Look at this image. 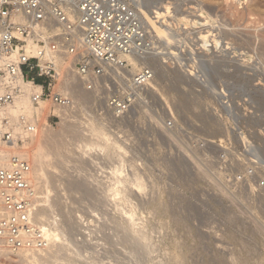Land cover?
Here are the masks:
<instances>
[{
  "label": "rangeland",
  "instance_id": "rangeland-1",
  "mask_svg": "<svg viewBox=\"0 0 264 264\" xmlns=\"http://www.w3.org/2000/svg\"><path fill=\"white\" fill-rule=\"evenodd\" d=\"M139 1L138 8L151 16L166 8L169 42L163 40L169 44L167 51L176 53L178 60L169 62L173 64L169 68L163 64L166 57L154 58L163 68L154 83L159 91L149 93L147 104L134 107L118 123L104 121L99 116L101 104H94L92 99L77 107L71 118L72 131L78 127L79 133L64 131L69 124L65 120L48 127L51 137L62 145L59 151L64 157L57 160L52 156L46 169L56 186H51L50 198L55 203L54 211H58V228L63 229V240L70 241L71 247L68 251L69 245L63 243L66 249L62 246L63 254L59 253L63 256L69 252L73 260L91 264H169L174 258L170 264H179L180 260L183 264H264V229L260 223L264 220V191L260 195L247 190L231 195L220 188L212 157L220 152L219 145L224 146L221 140L229 141L237 151L244 136L227 133L230 120L224 119L210 93V89L216 92V83L233 84L248 93L253 119L238 122L251 132L246 139L264 160V0ZM195 65L204 68L210 87L183 75ZM51 110L58 113L54 106ZM169 111L176 130L165 127ZM89 120L101 126L122 151L108 153L96 148L81 155L77 146L87 142L86 132L81 130ZM201 140L215 143H207L206 153L199 145ZM45 149L55 151L52 146ZM208 153L211 158H207ZM118 167H122V178L128 179L122 184L121 194V186L110 179L111 171ZM134 175L144 180H139L144 188L141 192L130 181L137 178ZM124 224L131 227L125 230L121 228ZM136 230L147 237L145 248L134 246L132 231Z\"/></svg>",
  "mask_w": 264,
  "mask_h": 264
},
{
  "label": "built area",
  "instance_id": "built-area-1",
  "mask_svg": "<svg viewBox=\"0 0 264 264\" xmlns=\"http://www.w3.org/2000/svg\"><path fill=\"white\" fill-rule=\"evenodd\" d=\"M139 5V0H0V253L39 252L49 245L34 224L36 195L22 148L44 122L53 127L63 112L76 113L75 103L56 89L63 72L79 82L94 104H101L99 116L112 125L147 104L148 94L155 91L154 69L143 65L133 70L128 59L166 57L167 67L178 60L176 53L167 51L169 44L147 27ZM182 73L205 88L211 85L201 66ZM216 85V92L210 93L224 119L230 120L227 133L244 136L238 152L229 141H220L224 146L212 157L219 186L231 195L244 190L260 195L264 160L246 139L251 132L238 122L253 119L251 98L233 84ZM238 90L243 94L235 95ZM12 108L15 114L9 112ZM169 113L165 127L176 130ZM207 143L215 142L201 140L204 151ZM260 223L264 229V220Z\"/></svg>",
  "mask_w": 264,
  "mask_h": 264
},
{
  "label": "bare ground",
  "instance_id": "bare-ground-1",
  "mask_svg": "<svg viewBox=\"0 0 264 264\" xmlns=\"http://www.w3.org/2000/svg\"><path fill=\"white\" fill-rule=\"evenodd\" d=\"M233 4V3H232ZM231 5V4H230ZM229 5V6H230ZM233 6V5H232ZM229 9V8H228ZM138 10L140 11V15L143 19V21L145 22V24L147 25V27H149L154 33L155 35L159 38V39H164L165 41L169 42V35L167 34L166 32V28H168L167 26V22H166V8L164 9H160V10H157L155 12V14H152L149 15L147 13V11L141 9V7L138 8ZM203 10V9H202ZM200 13V12H199ZM203 14V13H202ZM200 17V16H199ZM196 25V24H195ZM263 26V25H262ZM263 28V27H262ZM218 31V30H217ZM249 31V30H248ZM259 31V30H258ZM227 32V31H226ZM221 33V32H220ZM261 33H262V37L264 39V30H261ZM248 34V33H247ZM260 34V33H259ZM258 34V36L260 37V35ZM242 35V34H241ZM262 37H260V39H262ZM205 38V37H203ZM258 38V37H257ZM250 39V38H248ZM252 39V38H251ZM261 41V40H260ZM249 43V42H248ZM155 57H149L145 60H140V61H137L133 58H130L128 59L129 60V63L132 64L133 66V70L139 68L140 66H143V65H147V66H151L154 71L156 72V74L158 75V77H161L162 75V67L159 66V65H156V62H158V60L154 59ZM166 76V75H165ZM155 81V80H154ZM156 85V84H155ZM155 85H152V87L155 89V91H159L157 89V87ZM57 91L59 93H61L62 95L64 96H67L69 99H71L73 101V103H75L76 105V108L79 107L80 105L83 106L84 103H88L89 101L92 100V96H90L87 92H85L82 87L79 85V82L72 76L70 75L67 71H64L63 74H62V77L61 79L59 80L58 84H57V87H56ZM156 93V92H155ZM94 100V99H93ZM22 107L25 109V108H28V103L27 102H23L22 104ZM87 105V104H86ZM86 107V106H85ZM84 108V107H83ZM9 112L11 114H15L17 112V110L15 108H12L9 110ZM68 114V115H67ZM63 115L62 116V121H64L66 124H69L66 126V129L64 131H67V132H70L69 130H71V132H77L79 133V131L74 129V131H72V119L71 118H74L73 116H70L69 112H63ZM76 115V114H75ZM74 120V119H73ZM87 122V121H86ZM71 123V124H70ZM65 125V124H64ZM79 126V125H78ZM50 128H48V126L44 125L43 127L40 128V131L39 133L30 141L26 142L24 145H23V148H22V152L24 153V155L27 157L28 159V162H29V165H30V168H31V173H30V181H31V184L34 188V191H35V195H36V200H35V209H34V214H33V219H34V224L43 232V234L45 235V237L47 238L48 242H49V245L47 246V248L43 251H39V252H19L17 253L16 255H8V254H5V253H0V264H12L11 262L13 261V264L16 263V264H53V263H56L57 264V261L59 262L61 260V262L63 261V264H91L90 261L89 262H83V260L81 261V259H79L80 261H75L76 259L73 260L74 256L72 257V255H69L66 256V258H64V255H67V254H63V252L61 250H63L64 246L66 244H64L63 246V243H67L66 242V239L65 242L63 240V238L65 237L64 236V233H63V229H59L58 228V222L60 221L56 216V212L58 211H54V201L50 198V194L52 192V188L53 189H56L53 185H52V181L49 180V178H51L49 175L47 176V172L48 170L46 171L47 168L50 167V159L52 156H55V158H57V160H62L64 159L63 157V153L61 154L60 151H59V148L60 150L62 145L58 142V140H54V138L51 137L49 130ZM84 130H81L83 132H86L85 136L87 138V142L86 143H81L82 145H78V152L80 151V153H84L83 155H85L87 152V150H92V149H96V148H100L101 150H107V152L109 153L110 151L111 152H115L116 151H120L122 147L119 146V143H117L115 140L113 139H110L109 136H107V134L105 133L104 129L99 126L97 123H95V121L93 120H89L86 125H85V128H82ZM51 130V129H50ZM80 131V132H81ZM81 132V135L82 133ZM78 136V135H77ZM62 137V136H61ZM83 137V136H82ZM56 138V137H55ZM84 138V137H83ZM63 141V140H62ZM86 141V140H85ZM78 142V141H77ZM82 142V141H81ZM50 143V146H48V144ZM64 143V142H63ZM71 145V144H70ZM47 147H50L51 149V146L53 147V149H55L54 152H51V150H46L45 148ZM63 146H65L63 144ZM73 146V145H72ZM58 147V148H57ZM76 147V146H74ZM73 147V148H74ZM57 148V149H56ZM98 149V150H100ZM76 150V149H75ZM66 151V150H64ZM122 151V150H121ZM67 152L71 153L72 152V149H71V152L70 150ZM96 152V151H95ZM102 152V151H101ZM106 152V153H107ZM81 153V155H82ZM107 153V154H108ZM112 154V153H111ZM104 155V154H103ZM109 155V154H108ZM107 155V156H108ZM115 155V154H114ZM122 155V154H121ZM91 156V155H90ZM89 156V157H90ZM120 156V155H119ZM85 157V156H84ZM118 157V156H117ZM53 158V157H52ZM59 158V159H58ZM67 158V157H66ZM65 158V159H66ZM93 158V157H92ZM91 158V159H92ZM109 158V157H108ZM116 158V157H115ZM120 158V157H119ZM54 159V158H53ZM121 159V158H120ZM67 162V161H66ZM91 162V161H90ZM118 162V161H117ZM120 162H122V160H120ZM72 163V162H71ZM124 163V162H123ZM58 164V163H57ZM61 164V163H60ZM121 164V163H119ZM124 165V164H123ZM120 166V165H119ZM122 166V165H121ZM122 168V167H121ZM121 168L118 167V168H115L113 171H111V181H113L115 184V186H121L119 188V192L120 194L122 193V189L124 190V188H122V184L125 183L126 180H124V177L122 178V171H121ZM123 170V169H122ZM132 173V172H131ZM131 173H129V175H131ZM124 174V173H123ZM127 175V174H126ZM128 175V177H129ZM136 176L137 178L133 179V180H130L131 183L133 184V186L135 187V189L137 188V190L139 189L140 192L144 189H142V184L139 180L141 179H138V175H134ZM54 180V179H52ZM73 180V179H72ZM81 180V179H80ZM79 180V181H80ZM82 181V180H81ZM133 181V182H132ZM142 181V180H141ZM144 181V180H143ZM142 181V182H143ZM107 182V181H106ZM128 182V181H127ZM51 183V184H50ZM57 183V182H56ZM77 183V182H75ZM112 184V183H111ZM110 184V185H111ZM130 184V185H132ZM144 184V183H143ZM74 185V184H73ZM52 186V188H51ZM70 186V185H69ZM76 186V185H75ZM75 186H73L75 188ZM108 186V184H107ZM58 187V186H57ZM81 187V186H80ZM86 187V186H85ZM113 187V186H112ZM124 187V186H123ZM145 187V185L143 186ZM67 188V187H66ZM111 188V187H110ZM89 189V188H88ZM114 190H116L115 188H113ZM127 189V186L125 188V191ZM142 189V190H141ZM77 190V189H76ZM110 190V189H109ZM54 191V190H53ZM74 191V190H73ZM124 191V192H125ZM129 191V190H128ZM117 192V191H115ZM118 192V193H119ZM133 192V191H132ZM89 193V192H88ZM126 193V192H125ZM133 194V193H132ZM139 194V193H138ZM143 194V193H142ZM131 195V194H130ZM58 196V195H57ZM123 196V195H122ZM121 196V197H122ZM137 196V195H136ZM58 198H61V197H58ZM63 199H64V196H63ZM127 199V198H126ZM128 199H129V196H128ZM57 200V199H56ZM62 200V198H61ZM121 200V198H120ZM124 200V199H123ZM59 203V202H58ZM65 205V204H62V206ZM67 205V204H66ZM69 209V208H68ZM62 210V209H61ZM66 210V209H65ZM155 210V209H154ZM71 211V210H70ZM62 213V211H60ZM64 212V210H63ZM68 213V212H67ZM65 213V214H67ZM60 214V213H59ZM70 215V214H69ZM163 215V214H162ZM64 216H67V215H64ZM71 216V215H70ZM63 217V216H62ZM61 219V218H60ZM70 219V218H69ZM116 220V219H115ZM65 221V220H64ZM69 222V221H68ZM66 223V221H65ZM110 223V222H109ZM121 224V223H120ZM131 224V222H130ZM129 224V225H130ZM125 225V224H124ZM128 225V226H129ZM62 226V225H61ZM108 226V225H107ZM123 226V225H122ZM127 224L121 228L127 230L129 227H128ZM134 226V224H133ZM132 226V227H133ZM62 228V227H61ZM117 228V227H116ZM112 229V228H111ZM131 229V228H130ZM134 229V227H133ZM138 229V228H137ZM140 229V228H139ZM135 230V229H134ZM153 230V229H152ZM151 231V230H150ZM114 232V231H113ZM133 232V235H132V241H133V244H136L134 246H141V247H144L147 245V237L144 235V232H141V231H132ZM116 233V232H115ZM128 233V232H127ZM153 233V232H151ZM132 234V233H131ZM146 234V233H145ZM120 235V234H119ZM149 235V234H148ZM151 236V235H150ZM106 237V236H105ZM131 237V236H130ZM66 238V237H65ZM93 238V237H92ZM122 238V237H121ZM107 239V237H106ZM152 239V238H150ZM96 240V239H95ZM104 240V239H103ZM123 240V239H122ZM117 241V240H116ZM115 241V242H116ZM124 241V240H123ZM122 241V242H123ZM149 241V240H148ZM105 242V241H103ZM121 242V241H120ZM106 243V242H105ZM119 243V242H118ZM70 244V241L69 243H67V245ZM91 244V243H90ZM94 244V243H93ZM125 244V243H124ZM128 244V243H127ZM103 245V244H102ZM106 245V244H105ZM129 245V244H128ZM63 246V248H62ZM75 246V245H74ZM95 246V244H94ZM113 246V245H112ZM67 247V250H68V247L69 246H66ZM71 248V247H70ZM76 248V247H75ZM94 248V247H93ZM123 248V247H122ZM126 248V246H125ZM124 248V249H125ZM131 248V247H130ZM66 249V248H64ZM107 249V248H106ZM135 249V248H134ZM139 249V248H138ZM148 249V248H146ZM158 249V248H157ZM177 249V248H176ZM73 250V249H71ZM70 250V251H71ZM76 250V249H75ZM103 250V249H102ZM112 250V249H111ZM59 251L62 252V254L59 253ZM69 251V250H68ZM79 251V250H78ZM96 251V250H95ZM99 251V250H98ZM117 251V250H116ZM126 251V250H125ZM128 251V250H127ZM147 251L146 252V255L149 254V250H145ZM151 251V250H150ZM65 252V253H66ZM76 254H77V251H75ZM93 252V251H92ZM104 252V251H103ZM123 252V251H122ZM136 252V251H135ZM72 253V251H71ZM91 253V252H90ZM102 253V252H101ZM109 253V251H108ZM131 253V252H130ZM152 253V252H150ZM249 253V252H248ZM59 254L61 256H59ZM74 254V253H73ZM93 254V253H92ZM120 254V253H119ZM144 254V258H146V255L145 253L143 252ZM80 255V254H79ZM87 255V254H86ZM99 255V254H98ZM132 255V253H131ZM141 255H142V252H141ZM153 255V254H152ZM11 256H14V259L11 258ZM118 256V255H117ZM133 256V255H132ZM137 256V255H136ZM63 257V260L61 259ZM76 257V256H75ZM83 257V255H82ZM93 257V256H92ZM101 257L102 254H101ZM121 257V256H120ZM149 257V256H148ZM5 258V260H3ZM80 258V257H79ZM118 258V257H117ZM125 258V257H124ZM137 258V257H136ZM177 258V257H176ZM88 259V258H87ZM96 259V258H94ZM99 259V258H98ZM115 259V258H114ZM130 259V257H129ZM139 259V258H138ZM173 259V258H172ZM237 259V258H236ZM11 260V262H10ZM73 260V261H72ZM108 260V259H107ZM137 260V259H136ZM177 260V259H176ZM180 260V259H179ZM178 260V261H179ZM10 263H9V262ZM85 261V260H84ZM110 261V260H109ZM121 261V260H120ZM119 261V262H120ZM172 261H175V258L174 260H171L170 262ZM232 261V260H231ZM72 262V263H71ZM117 262V261H116ZM141 262V261H139ZM144 262V261H143ZM161 262V261H160ZM169 262V264H170ZM177 262V261H176ZM180 262L183 264L184 262H182L181 260L179 261V264ZM213 262V261H212ZM228 262V261H227ZM97 263V262H96ZM107 263V262H106ZM135 263V262H134ZM137 263V262H136ZM174 263V262H173ZM232 263V262H231ZM60 264V263H59ZM62 264V263H61ZM108 264V263H107ZM112 264V263H111ZM122 264V263H121ZM140 264V263H138ZM142 264V263H141ZM176 264V263H174Z\"/></svg>",
  "mask_w": 264,
  "mask_h": 264
}]
</instances>
